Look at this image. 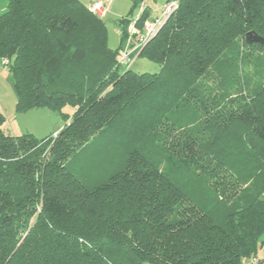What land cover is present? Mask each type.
<instances>
[{
    "label": "trees",
    "instance_id": "obj_1",
    "mask_svg": "<svg viewBox=\"0 0 264 264\" xmlns=\"http://www.w3.org/2000/svg\"><path fill=\"white\" fill-rule=\"evenodd\" d=\"M128 1L126 17L142 2ZM172 14L138 53L159 72L136 74L77 0H7L14 110L65 125L11 137L0 111V264H243L257 252L264 45L245 36L264 40V0H180ZM91 151L94 181L68 169Z\"/></svg>",
    "mask_w": 264,
    "mask_h": 264
},
{
    "label": "rangeland",
    "instance_id": "obj_2",
    "mask_svg": "<svg viewBox=\"0 0 264 264\" xmlns=\"http://www.w3.org/2000/svg\"><path fill=\"white\" fill-rule=\"evenodd\" d=\"M148 2L151 4L155 2L159 3L157 0H148ZM117 23L115 19L108 16L104 19V29H106L107 34V47L112 51L117 50L120 43V37L117 35L116 29ZM7 70V67L0 66V109L4 112L3 114L6 118L4 130L8 131L11 136L29 134L38 140L53 137L56 133H54V135L51 133L57 129L60 131L65 125L63 117L57 113V111L53 112L45 108L16 113L14 110L16 105V94L12 84L13 79ZM130 70L136 74H156L159 72V66L148 61L144 57L137 56L130 66ZM62 113L70 118L73 109L65 107ZM93 153L94 152L91 151L80 156L77 160L71 161V164L68 165L70 172H73L80 179L86 177V180L94 181L97 172L95 171L96 165L94 163L97 164L98 159L95 155L93 156Z\"/></svg>",
    "mask_w": 264,
    "mask_h": 264
},
{
    "label": "built area",
    "instance_id": "obj_3",
    "mask_svg": "<svg viewBox=\"0 0 264 264\" xmlns=\"http://www.w3.org/2000/svg\"><path fill=\"white\" fill-rule=\"evenodd\" d=\"M103 0H91L87 10L92 16L103 19L107 15L108 8ZM180 0H166L164 5L153 19L141 20V14L147 11L145 3L140 1L135 12L130 17L123 19L125 25H119L117 35L120 37L121 50L118 56V65L128 70L132 65L138 53L154 38L161 26L173 15L178 9ZM9 61L2 59L1 65L7 67ZM56 136V134L54 135ZM243 264H261L256 258L251 257L245 260Z\"/></svg>",
    "mask_w": 264,
    "mask_h": 264
},
{
    "label": "crops",
    "instance_id": "obj_4",
    "mask_svg": "<svg viewBox=\"0 0 264 264\" xmlns=\"http://www.w3.org/2000/svg\"><path fill=\"white\" fill-rule=\"evenodd\" d=\"M103 1H104L103 3H105L108 8L107 15L105 16L111 17L115 19L117 22H119L120 19L125 18L127 16L131 6V3L128 0H103ZM157 1H159V3L155 2L151 4L148 2V0H143L147 8L146 14L148 15V19H153L155 18V16L157 17L158 15L157 13H159V10L166 2V0H157ZM77 2H79V4H81L87 9L91 0H77ZM6 6H7V0H0V15L6 11ZM105 18L101 19L103 23ZM0 66H2L1 63ZM58 131L59 129L55 130L51 134L54 135V133H57ZM5 134L11 136L8 131H5ZM11 137H17V136H11ZM259 241H260V246L253 257L256 258L261 264H264V234L261 236Z\"/></svg>",
    "mask_w": 264,
    "mask_h": 264
},
{
    "label": "water",
    "instance_id": "obj_5",
    "mask_svg": "<svg viewBox=\"0 0 264 264\" xmlns=\"http://www.w3.org/2000/svg\"><path fill=\"white\" fill-rule=\"evenodd\" d=\"M245 42H246V45H250L252 43H259V44L264 45V40L256 36V34L253 32H249L246 34Z\"/></svg>",
    "mask_w": 264,
    "mask_h": 264
}]
</instances>
